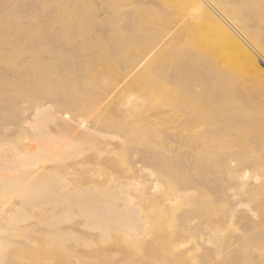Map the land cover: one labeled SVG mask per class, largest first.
I'll use <instances>...</instances> for the list:
<instances>
[{"label": "bare ground", "instance_id": "6f19581e", "mask_svg": "<svg viewBox=\"0 0 264 264\" xmlns=\"http://www.w3.org/2000/svg\"><path fill=\"white\" fill-rule=\"evenodd\" d=\"M86 6L93 16L90 30L99 41L98 53L71 51L76 46L69 42L63 54L59 33L46 15L49 25L38 30L37 49H43L34 55L38 93L29 96L21 117L13 118L10 100L1 109L7 112L0 117V202L6 208L15 201L6 210L0 208V264H29L39 243L38 225L48 228L60 217L70 219L72 209L80 207L78 226L92 232L82 244L86 248L117 235L134 248L184 263L188 253L176 252L189 244L177 239L183 234L195 240L190 242L196 246L194 264H236L248 241L264 238V229L249 228L220 256L224 226L240 230L237 216L254 214L250 202L264 204V131L249 128L254 120L264 121V0L254 6H248V0H69L68 28L77 35L78 16ZM140 11L164 14L155 40L142 46L135 34ZM231 130L255 134L250 144L260 152L253 160L240 153L241 142L237 153L233 150L238 144L215 148ZM183 160H201L216 168L205 213L216 217L223 230L203 234L186 214L189 209L182 207L196 179L166 181L164 170L150 167ZM43 162L59 166L40 167ZM75 179L89 182L80 200H72L63 184ZM50 180L60 183L58 215L21 226L33 197ZM228 181L232 184L226 186ZM227 188L230 195L225 194ZM228 196H246L248 201L242 197L243 202L230 206ZM136 198L149 204L148 217L170 215L155 231L157 237L146 231V217H140V208L133 204ZM215 199L229 202L226 209H215ZM240 207L244 210L238 211ZM47 237L49 249L75 239L70 231L58 230ZM160 239L169 242L150 247Z\"/></svg>", "mask_w": 264, "mask_h": 264}, {"label": "rangeland", "instance_id": "374dc122", "mask_svg": "<svg viewBox=\"0 0 264 264\" xmlns=\"http://www.w3.org/2000/svg\"><path fill=\"white\" fill-rule=\"evenodd\" d=\"M68 1L69 0H0V117L3 113L1 109L7 105L6 103L8 102V100H10L11 102L10 112L13 115V118L15 119L17 117H21L22 109L29 104V96H33L34 94L38 93V85L36 84L34 78L36 74L34 55L43 49H37L39 45L38 30L42 25H49L50 22L46 23V21L48 20L46 15L50 14V18L53 21L55 30L59 33L58 39L61 43L63 54H65V51L68 50L69 42L76 46L71 51H76L84 55L98 53V51L100 50L99 41L95 39L94 34L90 30L93 16L90 15V8H88L87 6L85 8V12L81 13L80 16H78L81 20L80 29L78 30L79 35L75 34L73 30L69 31V19L66 12V4L68 3ZM257 2L258 0H248V6H254L255 4H257ZM58 5L61 6V9L59 11H55V7ZM124 6L125 5L121 4L120 8ZM158 13L159 12L153 11L139 12V14L142 15L141 21L137 27L138 31L135 32V34H137L138 36V40L140 41L138 42V46H142L151 41H154L157 37L156 35H158L160 28L163 27L161 18L164 15H159ZM144 29L147 30L146 33ZM163 43V39L161 41H158L156 49L160 48ZM102 72V76H104L105 78L107 74V68L104 67ZM9 75L10 77H8ZM89 77L92 78V76ZM234 104L235 103L231 105V109L232 107H234ZM6 112L7 111L5 110L3 114H5ZM249 128L253 132L264 131V121L254 120L249 125ZM254 136L255 134H253L252 132L246 133L241 130H231L223 137V139L225 138L226 140L225 142L223 141V139H221L222 142L221 140H219L214 145L217 149H225L227 148V146L234 148V146L238 144L234 148V150H232L236 151L237 153V151H240L241 148L242 151H240V153L242 152L244 154H249V157L251 156V160H253V158L260 152L259 147H254L251 145V142L253 141L252 138ZM245 137L246 139L248 138V140L245 141ZM247 141L250 142L248 143ZM240 142L242 143V146L239 145L241 144ZM25 143L31 142L25 141ZM238 146L240 147L237 150L236 148ZM212 147L213 149L211 148V150H214V146ZM245 147L246 150L248 147L250 149L248 148L246 152V150L244 151ZM252 150L255 153H253ZM172 152L171 154H175ZM136 158L137 157H135V159ZM45 166L56 168L59 165H55L53 163L48 164L46 162L40 164V167ZM150 167L158 171L164 170L166 181H179L186 178L196 179L197 181H195L198 184L193 187V191L189 192L184 196V198H182V207L185 210L189 209V212H187L186 214L188 215L189 213V215L194 218L196 227L199 226L198 228H200V231L203 234L208 235V233L210 232L222 229V225L217 221L216 217L210 218L205 213L208 211H206L205 206L207 203L206 200L209 187L214 186V180H217L216 177H218L216 168L211 163H206L201 160H193L192 162L183 160L180 163H175L168 166L159 165L158 167H156L152 164L150 165ZM105 169L111 171L109 173H112L114 177H118V172L114 168H112L110 164L108 166L107 164H105ZM228 183L232 184L231 181H228L227 184ZM63 184L66 185L67 190L72 195L71 198L73 200L78 198V196L81 197L82 194L85 193L84 189L88 187L89 182L85 179H75ZM230 184L226 186H229ZM46 185L47 187L44 190L33 197L32 209L28 211L26 218H24V221L20 224L21 226L29 227L33 225V223L38 220V218H42L43 216L58 215L61 205L60 196L59 194H57L56 189L59 187L60 183L56 180H50L46 183ZM231 191L232 190H229V188H227L225 190V194L227 193L228 195H230ZM242 197L244 198L245 202L246 199L248 201V198H246V196H237L235 197L237 200H232V198L228 196V201L231 204L229 205L234 206L232 205L233 201H235L233 202V204L239 203L243 199ZM229 199H231V201ZM12 200H10V203H7L6 205H11L12 203H14L15 200ZM1 202L0 208L4 205V201ZM228 203L222 201V199L219 201L218 199H215L214 208L218 209V211L223 209L225 210L228 206ZM133 204L140 208L141 211L139 216L142 218L146 217L144 222H142L145 223L146 231L152 235V238L157 237L158 234L155 231L158 229L159 225H164L166 219L171 218L170 215L169 218L163 216L156 220L154 216L148 217L151 215V213H149L150 206L148 203L136 198L133 200ZM250 204V208L254 212L253 215H248V213H241L237 216L236 225L240 230L234 231V228L227 226H224V230L222 229L226 235H224L225 242L220 244V246L223 248L220 256L223 257L226 251L229 249V242H231L232 239L235 242V237H237L235 239H237L236 241L238 242L240 238L239 236L242 235V233L247 232V229H252L253 227L256 232L258 230L264 229V204L260 203L259 201H256V203L254 204L250 202ZM9 206H7L6 208L3 207V209L5 208L6 210ZM239 210H244V208L238 209V211ZM81 211V207L80 209H72L70 219L69 216L60 217L58 222H52L50 224V227L48 228L38 225L39 243L36 253L33 257L29 258V264H194L193 260L195 261V259L192 256L195 255L193 249H195L196 246L192 243L190 244V242L194 239L190 237V241H188V239L185 238L183 234H177V239H186L185 241H187V244L189 242L190 246L189 244L188 246L185 245V249L181 247V251L176 250V252L178 255H180L184 251L188 253L184 258L186 263H181L178 259L173 257L167 260L162 259L156 254H153V252L148 248L142 250H140L138 247L134 248L132 245L126 244L117 235H111L109 239L101 243L98 247L88 246V248H86L87 246L82 244L86 239L90 237L92 232H89L86 229L80 228L78 226L83 217L78 214V212L80 213ZM214 216L217 215L215 214ZM54 230L65 232L70 231V235L75 239L71 241L70 244H64L63 246L56 249H49L45 247V243L48 240L47 235ZM238 233H240L239 236L237 235ZM161 241H165L163 244H167L169 242L168 239H160L158 243H155L154 245L151 244L150 247H158L162 245V243H159ZM189 260L191 261V263L189 262ZM236 264H264V238L257 236L248 241L237 257Z\"/></svg>", "mask_w": 264, "mask_h": 264}]
</instances>
